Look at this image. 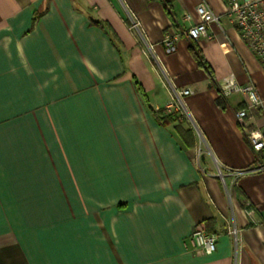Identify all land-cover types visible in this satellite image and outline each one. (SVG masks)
I'll use <instances>...</instances> for the list:
<instances>
[{"label":"crops","instance_id":"crops-1","mask_svg":"<svg viewBox=\"0 0 264 264\" xmlns=\"http://www.w3.org/2000/svg\"><path fill=\"white\" fill-rule=\"evenodd\" d=\"M202 2L219 23L166 53ZM227 74L264 101L224 0H0V264H264V164L235 118L245 94L216 105Z\"/></svg>","mask_w":264,"mask_h":264},{"label":"built area","instance_id":"built-area-1","mask_svg":"<svg viewBox=\"0 0 264 264\" xmlns=\"http://www.w3.org/2000/svg\"><path fill=\"white\" fill-rule=\"evenodd\" d=\"M225 14L230 23L235 27L237 33L248 46L255 58L264 67V0H224ZM196 21L186 29H181L174 33H168L164 36L162 44L166 53H172L176 50L177 41L181 36H186L192 40H198L201 37L208 36V25L211 22L219 23V16L216 15L205 3H199L195 6ZM139 23L135 22L134 26ZM220 90L226 94L232 91H241L245 94V106L235 112V118L239 125L247 133L248 142L255 153L264 150V123L260 126L250 127L254 121V112L256 108L262 107L255 83L250 80L244 86L239 87L232 74H227L218 82ZM191 89H182L176 91L177 97L192 94ZM182 105V101L179 100ZM170 106H175L178 111L183 112L180 105L173 98ZM230 233L236 234V230ZM191 238L194 242L193 251L196 254L208 255L216 250L217 236L208 233L202 223H198L191 232Z\"/></svg>","mask_w":264,"mask_h":264},{"label":"trees","instance_id":"trees-1","mask_svg":"<svg viewBox=\"0 0 264 264\" xmlns=\"http://www.w3.org/2000/svg\"><path fill=\"white\" fill-rule=\"evenodd\" d=\"M95 23L98 24V22H95ZM194 58H195L196 62L198 63V65L203 67L206 70V72L209 75H211V71H210L208 65L206 64L205 61H203V59L199 56L198 53H194ZM213 86L216 88V91L218 94L217 99H216V105L219 106L220 108H224L225 107L224 106L225 101H224V97L222 95V91L220 90V88L217 85L213 84ZM162 112L163 111L161 109L157 111L158 114H161ZM157 117H158L159 121L164 125H166L167 123H172V122L177 120V116H175L174 114H167L165 117H162V118H159V115H157ZM175 128H176V131L178 133H180L182 136L190 135L188 130L184 131L178 125H176ZM258 161H260L262 164H264V150L259 152Z\"/></svg>","mask_w":264,"mask_h":264},{"label":"rangeland","instance_id":"rangeland-1","mask_svg":"<svg viewBox=\"0 0 264 264\" xmlns=\"http://www.w3.org/2000/svg\"><path fill=\"white\" fill-rule=\"evenodd\" d=\"M192 128L194 129V126H192ZM256 155H257V158H258L259 153H257ZM259 162H260V161H259Z\"/></svg>","mask_w":264,"mask_h":264}]
</instances>
